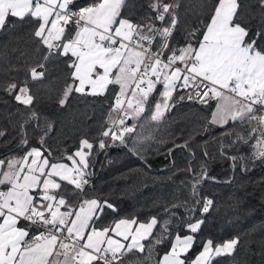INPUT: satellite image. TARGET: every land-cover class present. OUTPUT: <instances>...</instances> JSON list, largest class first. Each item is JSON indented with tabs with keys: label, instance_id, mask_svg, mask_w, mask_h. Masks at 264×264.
Segmentation results:
<instances>
[{
	"label": "snow or ice",
	"instance_id": "6c2138e0",
	"mask_svg": "<svg viewBox=\"0 0 264 264\" xmlns=\"http://www.w3.org/2000/svg\"><path fill=\"white\" fill-rule=\"evenodd\" d=\"M17 26H26L41 59L22 80L0 81L27 110L13 138L22 155L0 156V264H213L232 256L239 237L198 238L214 205L199 189L216 180L208 175L207 161L216 158L210 144L230 162L227 183L237 169L247 175L264 166V0H0V32ZM52 71L59 75L49 80ZM33 83L58 92L61 108L74 95L101 100L107 114L95 140L82 136L71 151L61 144L56 155L48 144L53 123L34 107ZM184 101L210 110L203 133L223 129L197 146L198 170L192 135L179 144L173 138L166 152L163 140L151 148L166 113ZM117 144L142 162L131 171L144 176L152 153H188L187 166L177 168L188 176L162 213L105 219L119 209L95 194L92 157Z\"/></svg>",
	"mask_w": 264,
	"mask_h": 264
},
{
	"label": "trees",
	"instance_id": "16d2710c",
	"mask_svg": "<svg viewBox=\"0 0 264 264\" xmlns=\"http://www.w3.org/2000/svg\"><path fill=\"white\" fill-rule=\"evenodd\" d=\"M26 31V26H17L14 30L0 32V81L22 80L26 69L41 59L34 51ZM12 66H15V70ZM51 67L50 63L49 68ZM57 75V71H52L49 80ZM49 80H45L44 84H48ZM62 84L61 80L53 85V88L59 89ZM31 89L37 98L34 107L53 123L48 144L53 147L56 155H59L57 149L61 144L68 146L71 151L73 145L78 146L82 136L86 135L89 140H95L97 125L107 114L106 105L102 106L101 100L94 101L91 97L85 100L74 95L67 106L61 108L56 102L58 92L49 93L40 83L31 84ZM49 95L51 99L48 98ZM17 109L24 112L25 116L21 117ZM9 113L12 115L9 116ZM26 114L24 106L0 91V130H6V135L0 137V156L5 153L22 155V150L17 147L18 140L13 138L17 136L19 125L22 119L26 118ZM210 116V110L204 106L186 101L177 103L166 113V119L154 131L156 140L151 143V148L158 146L156 141L163 140L165 143L159 146L161 152H166L167 148L173 146V138L179 144L192 135V147L197 151L198 159L195 163L198 170L203 156L197 146L223 131L219 127H212L210 133H203L202 126ZM28 131L31 136V124ZM32 144H35L34 140ZM209 151L216 158L207 161L208 175L216 180H205L199 191L203 196L213 199L214 205L209 213L204 214L205 222L198 238H211L220 243L239 237L240 244L233 255L219 257L222 263L264 264V166L258 164L247 175L237 169L232 182L227 183L226 181L233 177L230 162L219 158L216 146L210 144ZM173 158L176 167L171 166ZM187 159L188 153L181 149H177L174 157L168 159L164 155L152 153L149 156L152 167L145 169L147 175L144 176L138 171H131L143 165L127 148L117 144L103 151H96L92 157L94 175L91 177L95 194L108 198L119 209V216L109 213L105 219L135 215L144 220L151 215L162 213L165 203L171 202L173 192L188 176L184 171L177 172V168L184 169L187 166ZM169 176L172 177L171 180L166 179ZM89 191L91 194L92 190ZM184 195L186 193H183L181 198ZM153 201H158V204L153 206ZM180 212L182 213L183 209ZM196 217L200 218L199 212ZM167 246L165 244L161 247V253ZM200 247V244L196 246L190 254V259Z\"/></svg>",
	"mask_w": 264,
	"mask_h": 264
},
{
	"label": "crops",
	"instance_id": "0c3cea01",
	"mask_svg": "<svg viewBox=\"0 0 264 264\" xmlns=\"http://www.w3.org/2000/svg\"><path fill=\"white\" fill-rule=\"evenodd\" d=\"M212 107H213V108L215 107V101L212 102ZM227 240H228V239H227ZM222 242H223V241H222ZM222 242H220V243H222ZM201 247H202V245H201ZM194 256H195V255H194ZM194 256H193L192 258H194ZM213 264H223V263H222V260H220L219 257H218V258H215V259H214ZM229 264H241V263L231 262V263H229Z\"/></svg>",
	"mask_w": 264,
	"mask_h": 264
},
{
	"label": "built area",
	"instance_id": "2783aa9c",
	"mask_svg": "<svg viewBox=\"0 0 264 264\" xmlns=\"http://www.w3.org/2000/svg\"><path fill=\"white\" fill-rule=\"evenodd\" d=\"M186 102H188V103H192V102H189V101H186ZM195 104V103H194Z\"/></svg>",
	"mask_w": 264,
	"mask_h": 264
}]
</instances>
